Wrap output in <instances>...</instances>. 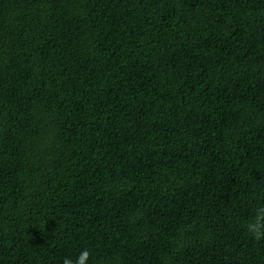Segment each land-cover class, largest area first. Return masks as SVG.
<instances>
[{
	"label": "trees",
	"instance_id": "obj_1",
	"mask_svg": "<svg viewBox=\"0 0 264 264\" xmlns=\"http://www.w3.org/2000/svg\"><path fill=\"white\" fill-rule=\"evenodd\" d=\"M264 0H0V264H264Z\"/></svg>",
	"mask_w": 264,
	"mask_h": 264
},
{
	"label": "clouds",
	"instance_id": "obj_2",
	"mask_svg": "<svg viewBox=\"0 0 264 264\" xmlns=\"http://www.w3.org/2000/svg\"><path fill=\"white\" fill-rule=\"evenodd\" d=\"M244 229L250 238L256 241L264 239V205L254 208L251 218L244 225ZM89 255V251L84 249L80 252L75 261L66 258L63 264H87Z\"/></svg>",
	"mask_w": 264,
	"mask_h": 264
}]
</instances>
